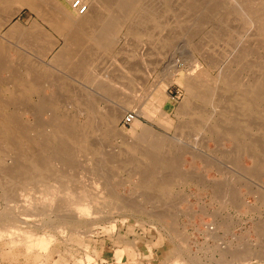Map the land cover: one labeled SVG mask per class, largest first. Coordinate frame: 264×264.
<instances>
[{"label": "rangeland", "instance_id": "1", "mask_svg": "<svg viewBox=\"0 0 264 264\" xmlns=\"http://www.w3.org/2000/svg\"><path fill=\"white\" fill-rule=\"evenodd\" d=\"M204 1L159 0L161 4L157 0H138V4L130 8L132 12L126 25L116 30L117 20L115 23L112 18L108 20L109 27L111 22L114 24L110 45L105 43L107 46L102 47L84 43L85 56L79 67L75 64L65 66L69 57L57 58L61 46L64 47L63 39L40 15L22 7L16 14L5 18V10H0V21L3 23L0 26V42L6 46L7 62L10 64L6 66L8 70L0 75V101L11 100L6 97L7 83L16 87L18 92L19 87L15 84L19 78L26 81L31 75L39 76L42 79L40 88L30 90L24 100L21 98V103L7 108L10 116L13 114L12 117L20 120L19 124L22 122L21 125L32 129H28L29 132L50 130L52 138V141L37 147L26 138L15 140L20 149L19 146L27 143L21 150L17 148V153L20 150L19 154L25 158L21 161L19 154H16L18 157L15 160L13 154L16 152L2 148L0 143V164L5 162L6 166H10L15 163L13 168L17 166L14 172L18 181L10 182L13 178L8 177L6 169L0 167V218L6 209L13 210L12 203L8 201L19 199L16 187L19 182L22 184L24 180H30L26 178L27 169L20 165L50 164L52 172L59 173L61 180L68 177L69 180H86L88 183L95 181L99 187L97 185V190H92L94 193L105 186L113 197L96 203L89 219L93 222L91 225L88 223L73 231H68L70 226H67L66 233L64 230L54 231L57 230L54 227L56 221L52 226L54 218L50 213L46 223L39 216L30 215L32 217L26 221L28 229L36 234L50 235L47 254L42 255L34 249L29 252L22 243L10 244L8 238L2 237L0 264H47L46 258L54 249L72 264L78 260L88 264L83 258L85 255H89L96 264H120L116 251L121 248L135 254L128 256L125 264H232L231 255L237 250L243 253L250 250V254H243L240 261H233L235 264H264V100L261 101L260 111L253 112L233 98L241 82L252 81L264 88V35L256 25L250 24L254 18L264 19V3L260 0L258 9L252 7L251 10H258L254 16V13L236 14L235 3L230 0ZM144 3L147 10L140 6ZM16 8L13 7L14 10ZM136 8H139L138 11ZM148 10L149 13L146 12ZM99 24V21L94 23L95 27ZM13 25L19 29L16 37L8 32ZM32 26L37 30H33ZM39 33L51 41L46 50L41 49L44 44L42 39L34 44L29 41L32 37L39 38ZM194 47L197 50L204 48L202 52L207 56L222 60L219 68L234 80L230 82L234 92L229 91L223 81L214 86L209 82L218 75L217 69L209 71L211 78L202 84L209 90L207 100L196 96V90L189 92L187 77L193 79L205 68L204 63H193V58H200ZM72 49V52L69 50L71 54L75 51ZM26 68L31 70V75L25 72ZM22 72L24 76H20ZM109 106L118 113L117 118L109 119L104 115V111L111 109ZM39 108L46 109V112ZM129 113L134 119L123 124V118ZM60 125L64 129H59ZM62 131L84 140L68 141V138H63L67 136ZM62 141L66 142L65 145ZM64 150L68 152V166H64L59 159ZM147 154L153 156L157 162L155 166L148 161ZM157 159L167 163V166L158 164ZM158 170L162 171V175L156 173ZM143 177L145 184L141 183ZM162 178L165 182L160 183ZM24 191L28 192L25 188ZM202 199L205 201L203 206L199 203ZM196 203L205 209L208 206L211 212L196 215ZM44 224H50V229ZM256 228L258 231L263 229L259 232L262 235ZM72 234L77 237L76 241L67 239Z\"/></svg>", "mask_w": 264, "mask_h": 264}, {"label": "bare ground", "instance_id": "2", "mask_svg": "<svg viewBox=\"0 0 264 264\" xmlns=\"http://www.w3.org/2000/svg\"><path fill=\"white\" fill-rule=\"evenodd\" d=\"M138 0H17L16 2H13L12 0H0V10H5V13L3 14L5 16V18H8L9 16L11 17V15L16 14L18 12V10L22 7H27L30 11L35 12L36 14L40 15L43 19H45V21L47 22V24L50 25V28L53 30V32H55V34H58L59 36L62 37L63 39V44L64 47L62 48L61 46V50L60 52H58V59H62L63 57H69V61L68 63L65 64V66L68 64H75L76 66L82 65L84 60L85 55H83V49L84 46L87 43H91V45L94 43L99 44L100 46L105 45V43H107V45H110L111 42H109L111 40L112 34H113V23H115V20H117V25H116V30L120 29L121 26H123L126 23L127 18L129 17V15L131 14L132 11H130V8L132 7V5H134ZM159 2V0H157ZM197 1V0H196ZM208 1V0H206ZM204 1V2H206ZM233 1L235 3V8L238 9L239 11H237L236 9H234V11H236L238 13H243L245 15H248V13L253 14L254 16L257 14L258 10H251L252 7L258 9L257 6H259V2L260 0H245L247 1L246 3H244V0H230ZM56 2V3H55ZM60 2V4L58 3ZM76 2V6H73V3ZM145 2V0H144ZM167 2V1H166ZM165 2V3H166ZM209 2V1H208ZM262 3H264V0H261ZM44 3V4H43ZM148 3V2H147ZM157 3V2H156ZM161 3V2H159ZM221 3V2H219ZM233 3V4H234ZM59 4V5H58ZM138 3H136L137 5ZM151 4V3H150ZM149 4V5H150ZM162 4V3H161ZM160 4V5H161ZM250 4V5H249ZM61 5V6H60ZM134 5V6H136ZM155 5V4H154ZM158 5V3H157ZM214 5V4H213ZM221 5V4H220ZM248 5H249V9H248ZM253 5V6H252ZM263 5V4H262ZM18 7L15 10L13 9V7ZM140 6H144L145 7V3L141 4ZM251 6V7H250ZM153 7V5L151 6ZM155 7V6H154ZM161 7V6H158ZM260 7V6H259ZM143 8V7H142ZM156 8V7H155ZM222 8V7H221ZM226 8V7H225ZM264 8V7H263ZM262 8V9H263ZM82 9V10H81ZM132 9V8H131ZM137 9V8H136ZM139 9V8H138ZM138 9L136 11H138ZM146 9V7H145ZM144 9V10H145ZM152 9V8H151ZM147 10V9H146ZM160 10V8H159ZM228 10V9H227ZM264 10V9H263ZM155 11V10H154ZM161 11V10H160ZM233 11V10H232ZM231 11V12H232ZM255 11V12H254ZM260 11V10H259ZM135 12V11H134ZM145 12V11H144ZM143 12V13H144ZM146 12H150L149 10ZM145 14H148L146 13ZM153 12V11H152ZM156 12V11H155ZM154 12V14H155ZM102 13H104V15H102ZM136 13V12H135ZM235 13V12H234ZM75 14L77 16H79L78 18L75 16ZM140 13H137L138 17H139ZM241 14V15H243ZM264 14V11H263ZM45 15V16H44ZM48 15V16H47ZM149 15V14H148ZM201 15V14H200ZM217 15V14H216ZM262 15L259 14L258 16ZM3 16V17H4ZM47 16V18H46ZM141 19L142 15L140 14ZM144 16V15H143ZM152 16V15H151ZM181 16V15H180ZM178 16V17H180ZM209 16V14H208ZM233 16V15H232ZM2 17V16H1ZM131 17V16H130ZM135 16H133V19ZM150 17V16H148ZM158 17V16H157ZM156 17V18H157ZM195 17V16H194ZM4 18V21H5ZM110 18H112V22H111V27H109V22L108 20H110ZM236 18V17H234ZM233 18V19H234ZM254 18V17H253ZM1 19V18H0ZM3 19V18H2ZM136 19V18H135ZM140 19V18H139ZM145 19V17H144ZM161 19V17H160ZM195 19V18H194ZM251 19V18H250ZM147 20V18H146ZM145 20V21H146ZM156 20V19H154ZM96 21H99V25H97L95 27L94 23ZM139 21V20H138ZM131 22V21H130ZM143 22V21H142ZM141 22V23H142ZM155 22V21H154ZM242 22V21H241ZM129 23V22H128ZM136 23V22H135ZM206 23V22H205ZM216 23V22H215ZM214 23V24H215ZM3 23H1L0 21V26ZM113 24V25H112ZM130 24V23H129ZM162 24V23H161ZM241 24V23H240ZM250 24L252 25H256L258 27V29L260 30V32L264 35V19L259 17V20L257 18H254L253 20L250 21ZM18 25V24H17ZM102 25V27H101ZM126 25V24H125ZM136 25V24H135ZM134 25V27H135ZM164 25V24H163ZM233 25V24H231ZM11 26V25H10ZM244 26V25H243ZM108 27V28H107ZM163 27V26H162ZM137 28V27H136ZM141 28V27H140ZM145 28V27H144ZM143 28V31H145ZM232 28V27H231ZM237 28V27H236ZM32 29L37 30V28H34V26H32ZM163 29V28H162ZM134 30V29H133ZM136 30V29H135ZM142 30V29H140ZM139 30V31H140ZM109 31V32H108ZM138 31V32H139ZM226 31V30H225ZM10 33V35L12 36H17V34L19 33V29L16 27V25H13L10 30L8 31ZM147 32V31H146ZM152 32V31H151ZM163 32V31H162ZM191 32V31H190ZM210 32V31H209ZM224 32V31H222ZM221 32V33H222ZM109 33L108 37L107 34ZM116 33V32H115ZM153 33V32H152ZM194 33V32H193ZM164 34V33H163ZM166 34V33H165ZM198 34V33H197ZM129 36V34H126ZM125 35V37H126ZM147 35V34H146ZM193 35V34H192ZM237 35V34H236ZM45 38H44V37ZM41 36V34L39 33L38 37H32L33 39L29 40L31 41L33 44L34 42H36V40H40L42 39L44 44L41 46L42 50H46L48 47H50V43L51 41L45 36L43 35ZM191 36V35H190ZM193 37V36H192ZM220 37V36H218ZM216 37V38H218ZM47 38V39H46ZM129 38V37H128ZM134 38V37H133ZM23 39V38H22ZM184 39V38H183ZM233 39V38H232ZM41 40V41H42ZM127 40V39H125ZM219 40V39H218ZM25 41V40H23ZM118 42V40H115ZM126 42V41H125ZM189 42V41H188ZM226 42V41H225ZM18 43V41H17ZM85 43V44H84ZM223 43V42H222ZM62 44V45H63ZM88 44V45H89ZM93 44V45H94ZM154 44V43H153ZM181 44V43H180ZM256 44V43H255ZM16 45V44H13ZM105 45V46H107ZM125 44H123L124 46ZM143 44H141L142 46ZM185 45V44H184ZM201 45V44H200ZM210 45V44H209ZM225 45V43H224ZM37 46V45H36ZM90 46V45H89ZM97 46V45H96ZM193 46V45H192ZM32 47V46H31ZM87 47V46H86ZM94 46H92L93 48ZM126 48V45L124 46ZM70 48H73L72 50L74 51L73 54H71V50ZM91 48V49H92ZM144 48V46H143ZM176 48V47H175ZM89 49V48H88ZM123 49V47H122ZM137 49V48H135ZM142 49V47H141ZM150 49V48H149ZM167 49V48H166ZM195 51L197 50L196 47H194ZM204 49V48H203ZM202 49V50H203ZM10 50V49H9ZM8 50V51H9ZM71 52H70V51ZM87 50V49H86ZM90 50V49H89ZM119 50V49H118ZM132 50V48H131ZM134 50V49H133ZM143 50V49H142ZM144 50H146V48H144ZM177 50V49H176ZM201 49L198 48L197 52H198V56L200 57L199 59L197 58H193V63L197 64V65H201L202 63L205 64V68L200 70L199 74H197L198 76L191 79L187 77L186 80V87L187 89H189V92L191 90H196V96L200 97L201 100H207V96H208V89H206L205 87H203V82H207L209 81V78H211V76L209 75V71H212V69L214 70H218L219 73L218 75L211 79V83H213V86L218 84L219 81H223L224 84L226 85L227 89L233 90V88H231V83L232 81L234 82V80H232V77L228 76L229 74L223 72V69L219 68L221 67L220 65H222L220 60H215V57H210L207 56L205 53L202 52ZM179 51V50H178ZM24 52V51H23ZM68 52V54H67ZM141 52V50H140ZM207 52V51H206ZM86 52H84L85 54ZM137 53V52H135ZM139 53V52H138ZM137 53V54H138ZM144 53V51H143ZM146 53V52H145ZM217 53V52H216ZM12 54V53H11ZM22 54V53H21ZM103 54V53H102ZM180 54V53H179ZM213 54V53H212ZM227 54V53H226ZM256 54V53H255ZM215 56V54H213ZM218 55V54H216ZM237 55V54H236ZM235 55V56H236ZM137 56H140L137 55ZM192 56V53H191ZM221 56V55H220ZM264 56V55H263ZM7 52H6V46L2 45L0 42V75L1 72H5V70L7 71L8 69L6 68V66L8 67V65H10L7 62ZM141 58V57H139ZM158 58V57H156ZM182 58V57H181ZM223 58V57H222ZM251 58V57H250ZM263 58V57H262ZM66 59V58H65ZM138 59V58H137ZM145 59V58H144ZM155 59V58H154ZM178 59V58H177ZM217 59V58H216ZM224 59V58H223ZM57 60V59H56ZM126 60V59H125ZM141 59H138V61ZM143 60V58H142ZM182 60V59H181ZM199 60H201L202 62L200 63ZM58 61V60H57ZM66 61V62H67ZM247 61V60H245ZM141 62V61H139ZM153 62V61H152ZM159 62V60H158ZM192 62V61H191ZM224 62V61H223ZM256 62V61H255ZM29 63V62H28ZM58 63H62V61L60 62V60L58 61ZM144 63V61H143ZM248 63V62H247ZM31 64V63H30ZM153 64V63H152ZM246 64V62H245ZM35 65V64H34ZM128 65H130V63H128ZM64 66V65H63ZM91 66V65H90ZM125 66V64H124ZM173 66V65H172ZM228 66V65H227ZM79 67V66H78ZM15 68V67H14ZM25 68V67H23ZM102 68V67H101ZM124 68V67H123ZM125 68H127L125 66ZM169 68V67H168ZM229 68V66H228ZM12 69V68H11ZM76 69V68H75ZM195 69V68H193ZM192 69V70H193ZM229 70V69H228ZM35 71V70H34ZM76 71V70H75ZM78 71V70H77ZM81 71V70H80ZM94 71V70H93ZM107 71V69H106ZM197 71V70H196ZM234 71V69H233ZM13 72V71H12ZM25 72H29L28 74H30V71H26ZM21 73V72H20ZM23 73V72H22ZM47 73V72H46ZM173 73V71H172ZM33 74V73H32ZM231 74V73H230ZM20 75V74H19ZM42 75V74H41ZM75 75V74H74ZM83 75V74H82ZM102 75V73H101ZM100 75V76H101ZM116 75V74H115ZM135 75V74H134ZM260 75V74H259ZM20 76H24L20 75ZM104 76V75H103ZM190 76V75H189ZM3 77V76H2ZM18 77V76H17ZM16 77V78H17ZM121 77V76H120ZM13 79V77H11ZM134 78V77H133ZM166 78V77H165ZM18 79V78H17ZM55 79V78H54ZM95 79V78H94ZM114 79V78H113ZM129 79V78H128ZM42 80V79H41ZM41 80L39 78V76L36 75H31L30 80L26 81L22 78V79H18V81H16L15 85H18L19 87V91L17 92L16 87L9 86L7 83V96L9 97V99L11 100H7V101H0V143L2 145V148H10L11 150H13L14 153L13 155L16 157L15 160L17 159V155L19 154L20 150L27 145V143H24L26 145L24 146H19L21 147L18 148V145H15V143L17 144V142H15V140H17L18 138H26L28 141H30V144H34L37 146H41L40 144H44L45 142L48 141H52V138L50 137V130L46 131L43 133L41 131H34V132H29L27 127L25 125H21V123L19 124V121H17L18 119L16 117H12L13 114H9L8 112V108L7 106L15 104V103H21V98H25L26 93L31 91H37V89L40 88L41 85ZM44 80V79H43ZM99 80V79H98ZM112 80V79H111ZM116 80V79H115ZM5 81V80H4ZM8 81V80H7ZM13 81V80H12ZM11 81V82H12ZM74 81V80H73ZM94 81V80H93ZM104 81V80H103ZM127 81V80H126ZM168 81V80H167ZM239 81V80H238ZM242 81V80H241ZM54 82V81H53ZM65 82V81H64ZM97 82V81H96ZM125 82V81H124ZM231 82V83H230ZM236 82V81H235ZM66 83V82H65ZM98 83V82H97ZM119 83V82H118ZM172 83V82H171ZM3 84V83H2ZM140 84V83H139ZM5 85V82H4ZM67 85V84H66ZM95 85V82L94 84ZM92 85V86H93ZM99 85V84H98ZM118 85V84H117ZM116 85V86H117ZM237 86V91L235 92V95L233 98H235L234 100H237L239 103H242L244 106L249 107L250 109H252L253 112H256V110H258L260 108V104L262 103L261 101L264 100V91L263 89H261V87H259L257 84H253L252 81L251 82H241L239 83ZM212 86V87H213ZM3 87V86H2ZM45 87V86H44ZM95 87V86H94ZM107 87V86H106ZM106 87H102V88H106ZM140 87V86H139ZM218 87V86H217ZM108 88V87H107ZM110 88V87H109ZM108 88V89H109ZM95 89V88H94ZM100 89V88H99ZM212 89V88H211ZM22 91V92H21ZM82 91V90H81ZM116 91V90H114ZM120 91V90H119ZM121 92V91H120ZM214 92V89L213 91ZM210 91V94L212 93ZM6 93V92H5ZM34 93V92H33ZM115 93V92H114ZM117 93V92H116ZM88 94V92H87ZM112 94V93H111ZM126 94V93H125ZM193 94H195V92H193ZM209 94V95H210ZM6 95V94H5ZM32 95V94H31ZM119 95V94H118ZM128 95V94H127ZM220 95V94H219ZM89 96V94H88ZM87 96V97H88ZM109 96V95H108ZM124 96V95H123ZM15 97V98H14ZM59 97V96H58ZM79 97V96H78ZM90 97V96H89ZM129 97V96H127ZM131 97V96H130ZM218 97V96H217ZM232 97V96H231ZM228 98V97H227ZM2 99V98H1ZM111 99V98H110ZM199 99V98H198ZM222 99V98H221ZM40 100V99H39ZM215 100V99H214ZM234 100H232V104L234 102ZM56 101V100H55ZM190 101V100H189ZM26 102V101H23ZM40 102V101H39ZM54 102V101H53ZM124 102V101H123ZM220 102V101H219ZM44 103V102H43ZM42 103V104H43ZM50 103V102H49ZM140 103V102H139ZM205 103V102H204ZM33 104V103H32ZM54 104V103H53ZM52 104V105H53ZM124 104V103H123ZM220 104V103H219ZM30 105V104H29ZM40 105V104H38ZM216 105V104H215ZM20 106V105H19ZM86 106V105H85ZM94 106V105H93ZM139 106V105H138ZM182 106V105H181ZM23 107V105H22ZM21 107V108H22ZM40 107V106H39ZM54 107V106H53ZM57 107V106H56ZM110 107V106H109ZM222 108V106H220ZM239 107V106H238ZM38 108V107H37ZM36 108V109H37ZM60 108V107H59ZM111 108V107H110ZM23 109V108H22ZM42 111H45L43 108H39ZM57 109V108H56ZM215 109V108H214ZM118 110V109H117ZM195 110V109H194ZM217 110V109H216ZM32 111H35L34 109H32ZM57 111V110H56ZM55 111V112H56ZM81 111V110H80ZM79 111V112H80ZM206 111V110H205ZM214 111V110H213ZM260 111V109H259ZM14 112V111H13ZM46 112V111H45ZM50 112V111H49ZM82 112V111H81ZM88 112V111H87ZM186 112V111H185ZM32 113V112H31ZM44 113V112H43ZM47 113H48V109H47ZM61 113V112H60ZM160 114H162L163 116H167L166 113H164L163 111L159 112ZM227 113V112H226ZM16 114V113H14ZM78 114V113H77ZM104 115L109 118V119H115L117 118L118 113L115 112L112 108L110 110H106L104 111ZM103 115V116H104ZM141 115V114H140ZM217 115V114H216ZM234 115V114H233ZM38 116V115H37ZM94 116V115H93ZM121 116V113H120ZM18 118L19 115H17ZM134 117V116H133ZM235 118V117H234ZM61 119V118H60ZM134 119V118H133ZM132 119V120H133ZM233 119V118H231ZM26 120V119H25ZM51 120V119H50ZM77 120V119H76ZM131 120V122H132ZM239 120V119H238ZM249 120V119H248ZM23 121V120H21ZM25 122V121H24ZM49 122V121H48ZM178 122V121H177ZM234 122V121H233ZM58 123V122H57ZM65 123V122H64ZM110 123V122H109ZM167 123V122H165ZM200 123V122H199ZM258 124L260 122H257ZM23 124V123H22ZM29 124V123H28ZM67 124V123H65ZM37 125V124H36ZM54 125V124H53ZM69 125V124H67ZM252 125V124H251ZM32 126V125H31ZM63 126V125H62ZM61 125L59 126V129H64ZM96 126V125H95ZM35 127V126H34ZM53 127V126H52ZM94 127V126H93ZM112 127V126H111ZM233 127V126H232ZM36 128V127H35ZM46 128V127H45ZM48 128L50 129V125H48ZM98 128V127H97ZM31 129V128H30ZM29 129V130H30ZM100 129V128H99ZM32 130V129H31ZM40 130V129H39ZM58 130V128H57ZM223 130V129H222ZM63 132V131H62ZM104 132V131H103ZM54 133V132H53ZM56 133V132H55ZM110 133V132H109ZM240 133V132H239ZM63 134H65L67 137H63V138H68V141H76V142H82L84 139L83 138H76L75 136H71L69 134H71L69 132L65 133L63 132ZM228 134V133H227ZM59 135V134H58ZM211 137V136H210ZM100 138V137H99ZM142 138V137H141ZM154 138V137H153ZM233 138V137H232ZM231 138V139H232ZM143 139V138H142ZM140 139V140H142ZM148 139V137H147ZM162 139V138H159ZM229 139V138H228ZM234 139V138H233ZM232 139V140H233ZM258 139V138H257ZM58 140V139H57ZM67 140V139H66ZM139 140V139H138ZM239 140V138H238ZM243 140V139H242ZM259 140V139H258ZM19 141V140H17ZM61 141V140H60ZM151 139L149 138L150 142ZM163 141V140H162ZM230 141V140H229ZM234 141V140H233ZM64 143V141H62ZM66 143V142H65ZM65 143L63 145H65ZM235 143V142H234ZM60 144V142L58 143ZM110 144V143H108ZM156 144L158 145V143L156 142ZM253 144V143H252ZM50 145V144H49ZM142 145V144H141ZM263 145V144H262ZM29 146V143H28ZM33 146V145H32ZM60 146V145H59ZM97 146V145H96ZM111 147V146H110ZM249 147V145H248ZM259 147V146H258ZM19 152L17 153L18 149ZM29 148V147H28ZM255 148V147H254ZM16 149V150H15ZM37 149V148H36ZM46 149V148H45ZM252 149V148H251ZM8 150V149H7ZM63 150V148H62ZM26 151V150H25ZM67 151V150H66ZM66 151H62L61 153V157L59 158L61 160V162L64 164V166H68V160H67V153ZM88 151V150H87ZM246 152V151H245ZM100 153V152H99ZM167 153V152H166ZM258 153V152H257ZM260 153V152H259ZM20 161L23 160L24 156H22V154L20 153ZM44 155V154H43ZM60 155V154H59ZM13 157V156H12ZM148 161L157 164V162L155 161V159L153 158L152 155L147 154L146 155ZM11 159V158H10ZM14 159V157L12 158ZM25 159V158H24ZM58 159V160H59ZM168 159V158H167ZM2 160V159H1ZM59 160V162H60ZM110 160V159H109ZM134 160V159H133ZM159 159H157L158 161ZM171 160V159H170ZM233 160V159H232ZM9 161V160H7ZM19 161V159H18ZM54 161V160H53ZM162 161V160H161ZM165 161V160H164ZM169 161V160H168ZM258 161V160H257ZM14 162V161H13ZM25 162V161H24ZM51 162V161H50ZM60 162V163H61ZM110 162V161H109ZM112 162V161H111ZM175 162V161H174ZM205 162V160H204ZM5 163V162H4ZM4 163L0 164V167L2 169H6V173L7 176L10 178H13V180H9L10 182H18L16 180V173L14 172V169L17 168H13V166H15V163L11 164L10 166H6ZM18 163V162H17ZM44 163V162H43ZM170 163V162H169ZM26 164V163H25ZM158 164L162 165H166L167 163L164 162H160L158 161ZM212 164V163H211ZM159 165V166H160ZM21 168L23 167V169H27L25 170L26 173V178H29L30 180H24L25 182H23L22 184L16 186L19 193H18V197L19 199L16 200H9L8 203H12V208L11 209H6V211H4V214L1 216L0 218V238H8L9 239V243L11 242L12 244H20L22 243V245L25 247V250L27 249L29 252L30 250L34 249L35 251H37L38 253H43L44 255L47 254L48 252V246L49 243H51V239H50V235L46 236L43 234H39V233H35L32 230L28 229L27 226V218H31L33 214V217H38L41 218L42 220H48L50 218V216H53V221H52V226L54 225V220L56 221V224L54 225L55 229L57 227V230L54 231H62L64 230V232L66 233V228L67 226H70L69 230L70 231L72 229L73 230H78L79 228H83L84 226H86L88 223L91 225V221H89L90 216L92 215V210L95 209L96 207V203L99 202L100 199H104L106 200L107 198H111L113 199L112 195L109 194L106 190L107 188L105 186H103V188L99 189L97 192H93L92 190H97V188L99 187V185L95 182V181H91V182H85L86 180H69L68 177L67 179H63L61 180L60 177L61 175L57 172L56 174H54L55 172H52V165H30V166H26V165H20ZM106 166V165H105ZM153 166V165H151ZM158 166V165H157ZM163 166V167H166ZM169 166V165H168ZM100 167V166H98ZM0 168V169H1ZM67 168V167H66ZM153 168V167H152ZM100 169V168H99ZM151 168H149L148 170H150ZM155 169V168H154ZM96 170V169H95ZM107 170V169H106ZM147 170V169H146ZM55 171V170H54ZM17 172V171H16ZM20 172V171H19ZM101 172V171H100ZM107 172V171H106ZM151 172V171H149ZM156 172V171H153ZM159 170L156 172L158 173ZM162 172V171H161ZM161 172H159L161 174ZM258 172V171H257ZM108 173V172H107ZM175 173V172H174ZM198 173V172H197ZM63 174V173H62ZM97 174V173H96ZM153 174V173H150ZM183 174V173H182ZM64 175V174H63ZM62 175V176H63ZM162 175V174H161ZM161 175L158 174L159 177H161ZM165 175V174H164ZM142 176V175H140ZM145 176V174H144ZM148 176V175H147ZM146 176V178H147ZM185 176V175H184ZM65 177V176H63ZM158 177V178H159ZM189 177V176H187ZM145 177H143V181H141L142 184H145ZM152 178V177H151ZM186 178V177H185ZM147 180V179H146ZM152 180V179H151ZM160 180V179H159ZM166 180V179H165ZM197 180V179H196ZM195 180V181H196ZM105 181V179L103 180ZM162 180H160V183H163ZM8 182V181H7ZM147 182V181H146ZM165 182V181H164ZM197 182V181H196ZM199 182V181H198ZM197 182V183H198ZM158 183V182H157ZM3 184V183H2ZM101 184V183H100ZM104 184V183H103ZM108 184V183H107ZM140 184V183H139ZM196 184V183H195ZM21 185V186H20ZM98 185L97 188H95ZM141 185V184H140ZM155 185V184H154ZM171 185V184H170ZM199 185V184H198ZM9 186V185H8ZM12 187V186H11ZM13 188V187H12ZM24 188L28 190V192L24 191ZM217 188V187H216ZM104 189V190H103ZM106 191V192H105ZM137 192V191H136ZM8 193V192H7ZM12 193V192H10ZM15 193V192H14ZM154 193V192H153ZM226 193V191H225ZM13 195V194H12ZM11 195V196H12ZM15 195V194H14ZM146 195V194H145ZM264 195V194H263ZM4 196V195H3ZM103 196V197H102ZM114 196V195H113ZM147 196V195H146ZM261 196V195H260ZM119 197V196H118ZM223 197V196H222ZM262 197V196H261ZM262 201L264 200V196L262 197ZM101 201V200H100ZM231 202V201H229ZM123 203V202H122ZM232 203V202H231ZM230 205V204H229ZM235 205V204H234ZM263 205V204H262ZM6 206V205H5ZM4 206V207H5ZM127 207L129 205H124V207ZM135 206V205H134ZM130 207V206H129ZM128 207V208H129ZM132 207V206H131ZM130 207V208H131ZM171 207V206H170ZM101 208V207H100ZM121 208V207H120ZM109 209V208H108ZM186 210V209H185ZM49 211V212H48ZM34 212H37L36 214H34ZM50 213V216H49ZM183 214V213H182ZM94 215V214H93ZM49 216V218H48ZM94 217V216H93ZM185 217V216H184ZM169 219V218H168ZM46 221L44 223H46ZM171 222V221H170ZM50 223V222H49ZM262 223V222H261ZM264 223V222H263ZM88 224V225H89ZM218 224V223H217ZM46 227H48L50 229V224H44ZM170 226V225H169ZM215 226V225H214ZM259 226V225H258ZM261 226V224H260ZM259 226V227H260ZM257 227V226H256ZM258 227V228H259ZM53 228V227H52ZM208 228V227H207ZM214 228V227H213ZM54 229V228H53ZM210 230L211 227L209 228ZM256 230L258 231V229L256 228ZM260 230V229H259ZM263 230V229H262ZM261 230V231H262ZM81 231V230H80ZM261 231H258V233ZM264 231V230H263ZM210 232V231H209ZM77 233H79L77 231ZM84 233V232H83ZM213 233V232H212ZM259 233V234H260ZM263 233V232H262ZM63 234V233H62ZM61 234V235H62ZM74 234V232H73ZM70 235L68 236V240L70 241H76V236L75 235ZM82 234V232H81ZM59 235V234H58ZM209 235V234H208ZM214 235H216L214 233ZM262 235V234H260ZM264 235V234H263ZM215 237V236H212ZM262 238V237H261ZM10 243V244H11ZM217 246V245H216ZM243 247V246H242ZM184 248V247H183ZM182 248V249H183ZM239 249V248H238ZM186 250V249H185ZM220 250V248H219ZM218 250V251H219ZM237 250V249H236ZM226 253V249L224 250ZM231 251V250H229ZM119 253V251H117ZM234 252V251H233ZM245 251L244 253L241 250H237L236 252H234L232 254L231 251V257H232V264H235L234 262H238L240 261V259H242L243 254L245 255H249L250 254V250ZM177 253V252H176ZM219 253V252H218ZM264 253V252H263ZM42 254V255H43ZM228 255L230 256V254L228 253ZM45 257V256H43ZM187 257V256H186ZM264 257V256H263ZM234 261V262H233ZM43 263V262H42ZM194 264V263H193ZM229 264V263H228ZM238 264V263H237Z\"/></svg>", "mask_w": 264, "mask_h": 264}, {"label": "crops", "instance_id": "3", "mask_svg": "<svg viewBox=\"0 0 264 264\" xmlns=\"http://www.w3.org/2000/svg\"><path fill=\"white\" fill-rule=\"evenodd\" d=\"M203 200V199H202ZM196 202V201H195ZM199 203L203 206L204 205V203H205V201L203 200V201H199ZM201 205H198L197 203H196V209H195V213H196V215H198V216H202L203 215V213H210L211 211H208V209H209V207L207 206V208L208 209H205L204 207H202ZM210 210H211V208H210ZM198 218V217H197ZM117 251H119V253L117 252ZM116 251V255H117V261L120 263V264H125V261H126V259H127V257L128 256H135V254L134 253H132V254H129V251L128 250H126V249H118ZM84 259H86L88 262V264H96L95 262H94V260H92V258H90V256L89 255H85L84 257H83ZM46 263L47 264H72V261L71 262H68V260H67V258L65 257V256H62V255H60L59 254V252L56 250V249H54V252H51V255H49L47 258H46ZM42 264H44V263H42ZM73 264H85L84 262H83V260L82 261H77L76 263H73ZM99 264H106V263H99Z\"/></svg>", "mask_w": 264, "mask_h": 264}, {"label": "built area", "instance_id": "4", "mask_svg": "<svg viewBox=\"0 0 264 264\" xmlns=\"http://www.w3.org/2000/svg\"><path fill=\"white\" fill-rule=\"evenodd\" d=\"M76 2L73 3V6H76ZM133 119V115L132 114H126L125 117L122 120L123 124H128L129 122H131V120Z\"/></svg>", "mask_w": 264, "mask_h": 264}]
</instances>
